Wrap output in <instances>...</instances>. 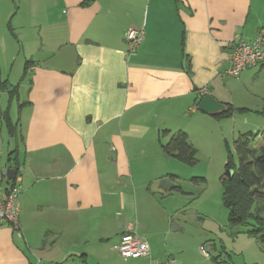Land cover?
<instances>
[{
	"label": "crops",
	"instance_id": "1",
	"mask_svg": "<svg viewBox=\"0 0 264 264\" xmlns=\"http://www.w3.org/2000/svg\"><path fill=\"white\" fill-rule=\"evenodd\" d=\"M51 5L49 29L62 28L63 37L40 31L45 41L26 76L17 118L10 108L1 109L14 143L5 144L0 125V157L7 154L0 158V190L11 181L8 170H15L20 201L18 229L0 223V264H41L39 258L50 254L85 264L93 252L87 246L114 243L117 252L126 232L147 240L151 259L187 264L182 220H177L180 230L171 229L180 206L163 204L171 193L182 194V162L162 150L160 134L184 131L198 152L208 128L225 119L198 109L205 95L225 107L259 103L264 109V62L236 80L224 75L234 41H251L264 28V0H53ZM132 28L142 29L144 40L128 55L125 34ZM66 46L77 55L72 71L44 66ZM231 85L250 90L256 102L238 104ZM260 133L254 143L262 141ZM165 178L172 180L170 192L161 185ZM140 211L164 212L166 225L154 227L155 220L141 219ZM78 237L82 248L76 250L68 244L77 247ZM202 241L199 248L206 247ZM207 246L217 252L215 243ZM208 255L202 264L218 262Z\"/></svg>",
	"mask_w": 264,
	"mask_h": 264
},
{
	"label": "rangeland",
	"instance_id": "2",
	"mask_svg": "<svg viewBox=\"0 0 264 264\" xmlns=\"http://www.w3.org/2000/svg\"><path fill=\"white\" fill-rule=\"evenodd\" d=\"M52 1L0 0V83L4 86L3 93L0 90V125L4 142L7 145L8 143L13 145L14 141L9 138L1 109L10 108L11 116L13 115L15 119L19 114L20 106L25 101L26 94L24 88L27 76L25 75V68L27 65L31 68L33 62L41 54L40 50L42 49V42L45 41V35L40 31L43 32L44 30L45 32L46 29H49L50 9L53 8ZM52 12V16L57 19L56 13L53 14ZM49 30L54 32L55 39L63 37L62 28L52 26ZM47 34L51 36L50 31ZM28 61L31 64H27ZM231 87L234 93L239 95L235 97L238 104L243 101L256 102L250 90H237L234 85H231L230 89ZM15 89H19V93ZM9 91L15 92L12 94V99H9ZM254 104L249 105L247 109L242 110L241 108V110L235 111L232 117L221 120L216 128H208L207 141L198 147V163L195 166L182 163L181 168L178 169L182 177V183H179L182 194L171 193V197L174 198L170 197L168 201L163 202L164 205L169 206V209L173 207V204L180 206L172 223L178 224L177 220H182L181 246L183 260L187 264H202L204 257L209 258L208 253L212 259L218 260L217 263L213 262V264H264L263 246L256 239L250 238L246 234H239L238 232L242 230L241 227L231 229L228 226V211L222 201L221 177L226 174L229 160L234 156L232 152L234 140L239 133L251 131L257 134L259 131H264V114L260 113L264 109L259 103ZM198 134L197 132L196 135ZM263 144V141L260 140L256 143L253 142L252 147L254 150H258ZM228 148L230 149L228 150ZM6 156L0 158L5 160ZM233 158L237 165L236 157ZM1 164L4 165V162ZM193 177L204 178L206 182H194L191 180ZM168 179L172 183V180ZM5 184L4 182L3 187ZM167 190L169 192L170 189L167 188ZM142 192L145 194V191ZM119 197L121 195H118L117 198ZM159 200L162 201L161 195ZM257 206L258 204L253 206V214H255ZM140 216L147 222H152L154 219V227L161 224L162 227L166 225L164 212L143 213L140 211ZM250 221L248 223L254 226L256 221L254 219H250ZM259 221H262L264 226V213L259 216ZM180 233L181 231L178 232V234ZM78 238L77 247L72 243L68 245L76 250L81 249V238ZM201 240L203 241L200 245H206V247H201L205 254L198 246V242ZM210 242L215 243L217 252L214 249L210 250V247L207 246ZM106 244L103 246L94 243L92 246H87L93 252L90 257H87L88 262L85 264H106V262L107 264H135L143 262V258L125 261L118 252L113 250L114 243ZM50 255L40 257L41 264H81L76 260L65 262L62 255ZM113 255H116V258Z\"/></svg>",
	"mask_w": 264,
	"mask_h": 264
},
{
	"label": "trees",
	"instance_id": "3",
	"mask_svg": "<svg viewBox=\"0 0 264 264\" xmlns=\"http://www.w3.org/2000/svg\"><path fill=\"white\" fill-rule=\"evenodd\" d=\"M29 63L28 61L27 64ZM29 69L27 65L25 75L28 74ZM22 106H20V109ZM237 110H241V108L236 109L232 105H228L223 113L214 116L218 119L229 118ZM259 135L264 143V131ZM257 136L258 134L248 131L240 133L234 140L232 152L237 159V165L234 163V156H232L226 167V170L230 171L232 175L224 174L221 177L222 201L228 211V226L231 229L238 227L247 229L244 231L245 234L258 240L264 248V226L262 221H259V216L264 213V144L258 150L253 149L252 143L255 142ZM166 138L167 141L162 143V140ZM160 143L167 156L188 166H195L198 163L197 150L186 132L171 133L168 130L162 131ZM192 180L197 183L206 182L204 178H193ZM177 189L180 188H172V190ZM255 204H258V206L255 214H253L252 208ZM250 219L256 221L253 226L254 229L248 228V222H251Z\"/></svg>",
	"mask_w": 264,
	"mask_h": 264
},
{
	"label": "built area",
	"instance_id": "4",
	"mask_svg": "<svg viewBox=\"0 0 264 264\" xmlns=\"http://www.w3.org/2000/svg\"><path fill=\"white\" fill-rule=\"evenodd\" d=\"M128 55L136 52L144 40L142 29L132 28L125 34ZM264 62V28L260 29L255 39L248 41L237 39L232 45L229 57V66L224 75L239 78L241 73L260 66ZM204 94L208 91L203 90ZM14 179L7 181L4 190H0V223H7L18 229L20 185ZM202 249V248H201ZM120 256L125 260L150 259L148 264H175V259L161 262L151 259L150 247L144 237L126 232L121 235L119 245L116 248ZM203 251V249H202ZM203 254L205 252L203 251Z\"/></svg>",
	"mask_w": 264,
	"mask_h": 264
},
{
	"label": "water",
	"instance_id": "5",
	"mask_svg": "<svg viewBox=\"0 0 264 264\" xmlns=\"http://www.w3.org/2000/svg\"><path fill=\"white\" fill-rule=\"evenodd\" d=\"M76 51L73 46L64 47L55 57L44 63V66L50 69L70 72L75 68L76 65ZM198 109L208 115H216L223 113L226 110V107L218 102L211 95H205L202 97L198 103ZM227 175L231 176L230 171L226 172ZM15 175V170L9 169L7 172L8 180H12ZM171 181L166 178L161 181V185L167 190L171 186ZM172 231L180 230V226L176 223L172 224Z\"/></svg>",
	"mask_w": 264,
	"mask_h": 264
}]
</instances>
